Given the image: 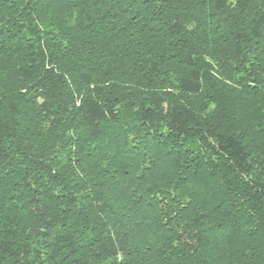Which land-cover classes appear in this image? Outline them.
I'll return each mask as SVG.
<instances>
[{
    "label": "trees",
    "instance_id": "16d2710c",
    "mask_svg": "<svg viewBox=\"0 0 264 264\" xmlns=\"http://www.w3.org/2000/svg\"><path fill=\"white\" fill-rule=\"evenodd\" d=\"M222 73L264 79V0H0V263L264 264V96ZM49 120L76 181L25 145Z\"/></svg>",
    "mask_w": 264,
    "mask_h": 264
},
{
    "label": "rangeland",
    "instance_id": "374dc122",
    "mask_svg": "<svg viewBox=\"0 0 264 264\" xmlns=\"http://www.w3.org/2000/svg\"><path fill=\"white\" fill-rule=\"evenodd\" d=\"M228 76L230 75L222 73L216 77L217 81L220 82V90L222 93H224L223 91H229L234 93L229 94L231 96L238 94L240 96H244V98H256L258 95H260L259 92H261L264 96V79L258 80L256 77H254V79L250 81L245 79V77L242 75L239 76L232 73L230 79ZM7 85L8 83H5L4 80L0 81V103H2L0 106L7 105L8 100L11 99L9 96L11 93H15L13 91H9L7 88H3ZM255 85H257V89L254 88ZM226 102H228V100H224L222 105H224ZM231 102L233 103V100ZM242 121H247V123L252 124L254 127L252 128L254 132L264 137L263 114L253 111L250 114L244 116ZM30 130L32 132L24 131L21 135L26 140H29L27 143H25V145L31 149V152L38 156H43L49 159L54 165L58 166L65 172L66 177L71 180V182L78 180V178H80L78 166H80L82 170H85L86 162H83L80 158L78 159L74 157L76 148L73 147V141L77 132L76 129L70 127L69 125H58L56 120H49L48 122H44V125L40 131H35L32 128ZM81 178L84 179L86 177L81 175ZM86 181H88V178ZM14 194L15 193L11 195V200H7L6 202L1 200L0 214L4 215V218H9V220L12 218V221H14L15 224L24 228L27 223L26 210L23 208L21 202L16 199L17 195ZM21 232L24 233L25 237V230ZM2 260L3 259L0 255V261L3 262Z\"/></svg>",
    "mask_w": 264,
    "mask_h": 264
}]
</instances>
